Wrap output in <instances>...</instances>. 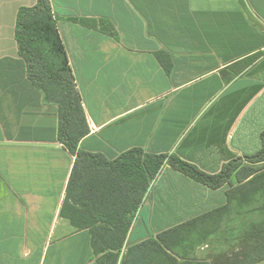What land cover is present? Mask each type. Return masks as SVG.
Wrapping results in <instances>:
<instances>
[{
	"label": "crops",
	"instance_id": "1",
	"mask_svg": "<svg viewBox=\"0 0 264 264\" xmlns=\"http://www.w3.org/2000/svg\"><path fill=\"white\" fill-rule=\"evenodd\" d=\"M36 1L0 0V264H98L95 219L67 198L75 156L58 141L57 107L18 51V13ZM48 2L88 126L80 151L113 161L140 148L214 175L261 149L264 0ZM237 185L212 189L165 163L121 258L174 264L149 243L159 239L179 264H220L240 250Z\"/></svg>",
	"mask_w": 264,
	"mask_h": 264
},
{
	"label": "trees",
	"instance_id": "2",
	"mask_svg": "<svg viewBox=\"0 0 264 264\" xmlns=\"http://www.w3.org/2000/svg\"><path fill=\"white\" fill-rule=\"evenodd\" d=\"M15 33L28 79L41 91L46 103L57 107L58 141L75 156L67 198L79 202L80 197L85 204L84 212L95 219L97 225H91L90 234L98 264L124 263L127 255L121 258V249L134 215L149 183L165 163L212 189L231 185L235 180L239 185L230 191V197L248 189L258 179H264V131L258 152L230 161L214 175L204 173L175 155H152L140 148H132L113 161L80 151L78 144L88 133V126L48 0H37L33 7L21 9ZM78 166H81L79 179L75 175ZM73 190L76 197H71ZM258 190L264 191V183L257 184ZM238 200L241 205L240 250L221 258L220 264H258L264 261V193L256 198L238 197ZM247 201L250 207L246 206ZM70 220L77 228L90 226L79 224L74 216ZM149 243L156 246L162 258L179 264L163 249L170 251L161 240Z\"/></svg>",
	"mask_w": 264,
	"mask_h": 264
},
{
	"label": "rangeland",
	"instance_id": "3",
	"mask_svg": "<svg viewBox=\"0 0 264 264\" xmlns=\"http://www.w3.org/2000/svg\"><path fill=\"white\" fill-rule=\"evenodd\" d=\"M262 179H258L257 182L251 186H249L248 189H245L243 190L241 193V196L240 197H244L245 199L246 198H256V197H260V195L262 193H264V191L261 193L260 190L256 191L257 189V184H263L264 183V179L261 181ZM241 205H239L240 207ZM248 207H250V201H247V205ZM136 252L135 251H132L130 254L127 255V257L124 259V263L123 264H129L130 263V260L131 258L133 257V255L135 254Z\"/></svg>",
	"mask_w": 264,
	"mask_h": 264
}]
</instances>
